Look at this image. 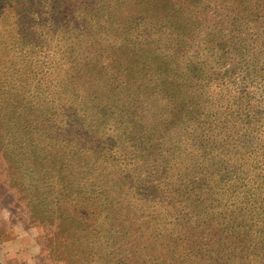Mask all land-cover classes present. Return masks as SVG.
Returning a JSON list of instances; mask_svg holds the SVG:
<instances>
[{
    "label": "rangeland",
    "instance_id": "1",
    "mask_svg": "<svg viewBox=\"0 0 264 264\" xmlns=\"http://www.w3.org/2000/svg\"><path fill=\"white\" fill-rule=\"evenodd\" d=\"M0 264H264V0H0Z\"/></svg>",
    "mask_w": 264,
    "mask_h": 264
},
{
    "label": "trees",
    "instance_id": "2",
    "mask_svg": "<svg viewBox=\"0 0 264 264\" xmlns=\"http://www.w3.org/2000/svg\"><path fill=\"white\" fill-rule=\"evenodd\" d=\"M237 2H242V0H237ZM49 236V235H48Z\"/></svg>",
    "mask_w": 264,
    "mask_h": 264
}]
</instances>
